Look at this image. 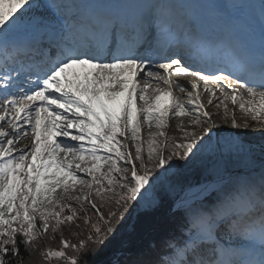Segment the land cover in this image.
I'll list each match as a JSON object with an SVG mask.
<instances>
[{"label":"snow or ice","instance_id":"snow-or-ice-1","mask_svg":"<svg viewBox=\"0 0 264 264\" xmlns=\"http://www.w3.org/2000/svg\"><path fill=\"white\" fill-rule=\"evenodd\" d=\"M0 264H264V0H0Z\"/></svg>","mask_w":264,"mask_h":264},{"label":"bare ground","instance_id":"bare-ground-1","mask_svg":"<svg viewBox=\"0 0 264 264\" xmlns=\"http://www.w3.org/2000/svg\"><path fill=\"white\" fill-rule=\"evenodd\" d=\"M5 10H7V5H5ZM201 90H202V88H201ZM175 94L177 96L181 95L179 92H176ZM218 95H219V93H218ZM201 102L204 103L205 105H207V97L202 96ZM225 103L228 104L229 108H232V106L229 104V101H225ZM206 110L209 112H212V113H216L217 111L222 113L223 106H221V108L219 110L214 108V107H207ZM182 119L185 121V117H183ZM142 123H143V121H142ZM170 124L173 127V130H172V132L169 133V135H175V134H181L182 135V133L177 131L176 128L174 127V125L176 124L175 119L171 120ZM145 128H146V125H145ZM154 130L155 129H153V131ZM185 130L186 131H195L196 128L193 125L185 126ZM225 130H227V126H225ZM141 134H142V137L148 138L147 131L145 129L142 128ZM158 139H160V138H158ZM216 139H217V137H216ZM216 139H213L212 145H215ZM247 139L251 140L253 142H258L259 141V134L258 133L253 134L251 132V130H249V134L247 136ZM29 144H31V138L30 137L27 139H23L20 142V144L18 145V147H23L24 145H29ZM212 163H221L225 167H227L228 169H230V168L235 169L237 171V173H240L243 170V164L238 157H236L234 155L229 157L227 153H225L223 156H221L220 153L213 151V148L211 145L205 146L204 150L193 160V163L189 165L188 170L190 171V173H194V172L201 170V169H206V168L209 169V167ZM172 175H173L172 171L169 172L167 176L162 175L161 181L164 179H170L172 177ZM161 181H159L154 186V189L151 191H154L161 184L160 183Z\"/></svg>","mask_w":264,"mask_h":264},{"label":"rangeland","instance_id":"rangeland-1","mask_svg":"<svg viewBox=\"0 0 264 264\" xmlns=\"http://www.w3.org/2000/svg\"><path fill=\"white\" fill-rule=\"evenodd\" d=\"M181 96V95H180ZM229 104L233 107V105L229 102ZM190 117H185V126H191V123H190ZM177 122V121H176ZM172 127V126H171ZM174 127H175V125H174ZM172 129H173V127H172ZM174 136H176V137H178V140H177V142H186V141H183V140H180L179 139V137H181L182 135L181 134H175ZM141 139H142V147H143V149H144V152H145V158H146V152H147V145H146V143H143L144 141H146V137H142V134H141ZM129 143H130V145H131V141L129 140ZM131 147H132V145H131ZM205 148V147H204ZM133 149V152H134V148H132ZM204 150V149H203ZM202 152V151H201ZM201 152H199V153H197L194 157H192V159L187 163V164H185V166L182 168V169H179L178 171L175 169V168H173V170H172V173H173V175H172V177L170 178V179H167L168 180V182H166V183H162V181L160 182L161 184L158 186V188L159 189H162V188H164V189H166L167 191L169 190V186L171 185V184H173V183H175V182H181V183H183V182H191V180L193 179V177H196V176H199V175H201L202 177L201 178H204L207 174H208V168H206V169H201V170H198V171H196V172H194V173H190V171L188 170V167H189V165L190 164H192L193 163V160L201 153ZM176 163H180V162H178V161H174V164H176ZM230 171H232V172H234V173H237V171L235 170V169H233V168H230L229 169ZM157 188V189H158Z\"/></svg>","mask_w":264,"mask_h":264},{"label":"trees","instance_id":"trees-1","mask_svg":"<svg viewBox=\"0 0 264 264\" xmlns=\"http://www.w3.org/2000/svg\"><path fill=\"white\" fill-rule=\"evenodd\" d=\"M130 211H132V215L130 217H127L128 224H135L139 226L144 220V212L142 211L141 213L133 214V210H130ZM126 228L127 226L125 227L123 231L126 232Z\"/></svg>","mask_w":264,"mask_h":264}]
</instances>
